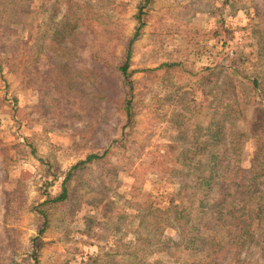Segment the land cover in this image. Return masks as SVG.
Wrapping results in <instances>:
<instances>
[{
  "label": "rangeland",
  "instance_id": "374dc122",
  "mask_svg": "<svg viewBox=\"0 0 264 264\" xmlns=\"http://www.w3.org/2000/svg\"><path fill=\"white\" fill-rule=\"evenodd\" d=\"M0 264H264V0H0Z\"/></svg>",
  "mask_w": 264,
  "mask_h": 264
},
{
  "label": "trees",
  "instance_id": "16d2710c",
  "mask_svg": "<svg viewBox=\"0 0 264 264\" xmlns=\"http://www.w3.org/2000/svg\"><path fill=\"white\" fill-rule=\"evenodd\" d=\"M144 25H145V23H142L140 25L136 36L131 40L129 48H128V52H127V57H126L125 61L122 63V65L119 67V71L122 73L124 79L128 82V84L130 83V79L129 78L131 76V72H129L130 58H131V52H130L131 51V47L133 46L134 41L138 38L139 31ZM255 84H256V87H258L256 81H255ZM223 159L227 161V158H223ZM210 166H213L211 174H210L209 177L207 176L206 178L203 179L204 183L205 184L207 183V185H211V183L209 181L215 182L216 185H218L216 187H219L218 190L215 192L219 196V198H220L221 194H223V195L224 194H229L231 189H232L231 186H229V185H232L233 180H231V179L227 180V174L229 173L226 170L227 167L223 166L221 161L216 163V158L213 159L212 164ZM258 176H259V174H258ZM66 192L67 191L64 190V193L60 197L56 198V200L61 201V200L65 199ZM228 197H231L230 204L232 205V207L233 206L238 207L239 205H242L244 203V201L242 202L243 196L241 194H236V195H233V196L230 195ZM217 199L218 198H216L213 202H211L209 204H207L203 200L200 202V205H202V206L204 205L205 208H208L207 209V214L210 215L209 218H207V219H205L203 221H206L211 226L214 225V224H218V223H216V219H220V217L223 219V215H225V213L221 209H219V211L215 209L214 206L220 207L219 204H218ZM228 199L229 198H225V200H223V202H226ZM226 207H228V203H227ZM242 208H243V206L241 207V209ZM214 213H218V215L216 216L215 221L213 220V217H211L212 215H214ZM201 239L205 240L206 237L203 236V237H201ZM203 243H205V245H207L206 242L203 241Z\"/></svg>",
  "mask_w": 264,
  "mask_h": 264
}]
</instances>
